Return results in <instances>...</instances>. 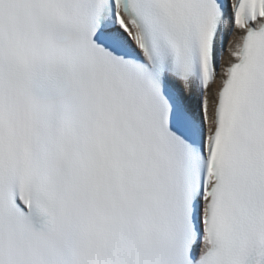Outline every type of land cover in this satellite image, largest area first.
<instances>
[{"label":"snow or ice","instance_id":"obj_1","mask_svg":"<svg viewBox=\"0 0 264 264\" xmlns=\"http://www.w3.org/2000/svg\"><path fill=\"white\" fill-rule=\"evenodd\" d=\"M0 264H264V0H0Z\"/></svg>","mask_w":264,"mask_h":264}]
</instances>
